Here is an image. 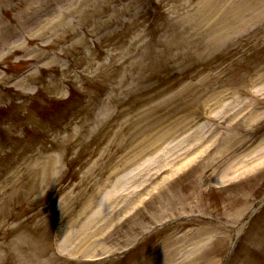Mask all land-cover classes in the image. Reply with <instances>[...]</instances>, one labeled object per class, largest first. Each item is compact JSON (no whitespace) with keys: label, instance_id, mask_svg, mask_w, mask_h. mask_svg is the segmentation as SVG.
<instances>
[{"label":"rangeland","instance_id":"rangeland-1","mask_svg":"<svg viewBox=\"0 0 264 264\" xmlns=\"http://www.w3.org/2000/svg\"><path fill=\"white\" fill-rule=\"evenodd\" d=\"M35 1L0 0V22L8 25L0 31V264H54L49 259L68 250L64 237L84 220L83 208L93 200L91 213L113 190V171L134 174L123 187L140 179L134 188L154 186L151 173L165 163L170 172L173 162L192 154L182 151L187 144L207 151L130 218L107 208L96 229L100 245L80 256L175 264L181 255L164 254L184 243L171 240L147 254L163 234L150 238L144 230L196 210L219 224L200 220L212 227L213 240L193 264H264V205L228 255L223 234L264 191V168L243 181L229 169L264 140V23L217 37L234 13L227 10L231 2L248 10L263 1ZM34 52L42 59H31ZM30 65L36 72L12 87L11 75ZM16 88L29 93L17 101ZM192 130L201 135L197 143L189 138ZM260 157L240 164L256 169L264 152ZM203 166L209 169L198 182ZM115 217L122 218L118 226L110 224ZM192 224L168 230L180 234ZM135 238L138 245L120 253Z\"/></svg>","mask_w":264,"mask_h":264},{"label":"bare ground","instance_id":"bare-ground-1","mask_svg":"<svg viewBox=\"0 0 264 264\" xmlns=\"http://www.w3.org/2000/svg\"><path fill=\"white\" fill-rule=\"evenodd\" d=\"M36 3H39V1H37ZM231 3L233 4L231 11H229V6H227V10L229 13L234 12V13H231V16L229 18L230 23L227 24L223 29H221L222 31L219 33V35L217 37H220L221 35H227V33L230 32V29H231V31L237 30L238 24L240 22H242L244 19L248 18V15L250 14V11L244 12V10H242V6H244V5H242L241 3H238V2H231ZM257 8L261 9L262 7L260 8V6H257ZM235 23H236V25H235ZM234 25H235V27H234ZM263 84H264V82H263ZM257 115L258 114L251 116L249 121L256 118ZM263 152H264V140L259 142L250 151L242 153L243 156H241L240 157L241 159L237 162L238 165H236V162L232 163L233 167L229 168V169H232L234 171L235 175L238 174L236 169L241 170L242 173H239V176L247 174L248 172H252L255 170L254 169L255 167L251 168L252 167L251 163H248L246 165V164H240V162L243 159H247L248 161L255 163L259 159L262 158L260 156ZM56 164H57V159L55 158V156L54 157L51 156V159L49 161V165H48V163H47V165L49 167H51V169L50 168L49 169L51 172L53 171V173L55 172V169L57 166ZM248 166H250V167H248ZM44 167L47 168L45 165H44ZM112 173H114L116 175L115 181L113 182V186L110 187L113 190L109 189V191L107 193H105L102 197H100V199L98 201L96 200V204L98 205L96 207V210H93L91 213L88 214L89 210L91 209V207L93 205V200H91V202L83 208L82 214H86V216H85L84 220L79 224V227L74 229V230L70 229L71 231H69V233L64 237V242H65L64 244L67 246V248H70L72 250V252L82 250L85 253H93V251L95 249V247H93V245H100V242H98L97 238L95 237L98 234V232H96V229L98 227V224L101 222L100 219H102V221L105 222L106 216L104 214L107 213L106 212L107 208L109 209V208H112V206H113L112 202L111 203L108 202L109 199L112 200L111 193L113 191L118 190V188H123V185L126 183L124 180V175L127 173V171H125V172L113 171ZM107 206H109V207H107ZM79 217H78V219H79ZM98 221H100V222H98ZM205 245H206V243H205ZM204 246H203V243L201 244L199 242L189 243V244H187L186 247L192 248L193 250L188 252L186 249V250H184V252H182L181 256L183 258L187 259L189 254H192L195 251L197 253H199ZM88 257H90V256H88ZM91 257H95V256H91Z\"/></svg>","mask_w":264,"mask_h":264}]
</instances>
